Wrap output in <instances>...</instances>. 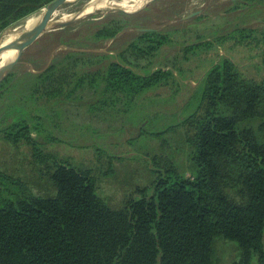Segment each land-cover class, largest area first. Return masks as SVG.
Listing matches in <instances>:
<instances>
[{
  "label": "trees",
  "instance_id": "trees-1",
  "mask_svg": "<svg viewBox=\"0 0 264 264\" xmlns=\"http://www.w3.org/2000/svg\"><path fill=\"white\" fill-rule=\"evenodd\" d=\"M53 1L0 0V34ZM260 8L264 0H235L230 11ZM112 12L118 22L99 32V41L140 16ZM135 36L120 61L93 74L85 68L108 56L73 51L55 56L47 69L31 60L35 71L45 69L38 74L19 63L0 83V141L28 146L36 163L50 168L55 188L51 196L34 195L0 170V264H217L218 240L236 247L231 264H264V79L245 77L231 59L215 63L202 77L185 118L157 133L140 128L141 137L186 130L188 177L174 165H157L152 187L115 208L100 196L91 170L44 151L64 142L56 135L55 118L62 113L49 109L51 103L72 101L85 85H97L101 103L125 98L123 113L129 114L145 92L174 79L175 72L165 68L139 74L126 58L157 55L171 43L168 28ZM257 38L264 64V31L237 27L214 41ZM214 41L185 51L211 48Z\"/></svg>",
  "mask_w": 264,
  "mask_h": 264
},
{
  "label": "rangeland",
  "instance_id": "rangeland-1",
  "mask_svg": "<svg viewBox=\"0 0 264 264\" xmlns=\"http://www.w3.org/2000/svg\"><path fill=\"white\" fill-rule=\"evenodd\" d=\"M99 1L70 0L55 13L53 21L67 20ZM148 1L142 0L141 6ZM234 1L155 0L139 13L136 21L124 24L114 37L101 41L96 35L107 27L114 29V23L118 22V15L112 12L114 8L100 9L87 19L44 33L19 61L34 74L38 73L31 71V60L44 67L52 56L54 59L57 55H69L74 51L71 49L100 50L95 54L108 56L93 59L85 68L93 74L119 60L118 56L136 37L135 25L158 31L168 28L171 35V43L153 57L127 53L126 58L135 71L142 75L160 68L175 72L174 79L145 92L134 104L131 103L129 114L123 113L127 106L125 98L114 103H108L109 99L105 100L107 103H101L102 89L97 85H85L75 93L72 101L51 103L49 109L52 107L62 113L60 119L55 118L59 125L56 135L64 142L49 144L44 151L91 170L100 196L115 208H122L129 199L139 197L140 190L152 187L157 165L161 168L174 165L182 175L190 176L191 147L185 129L181 127L175 132L160 136L147 134L145 137L139 136V131L143 128L144 131L157 133L169 124L175 125V118H185L187 114L183 111L200 80L222 59L234 61L247 78L256 81L264 79L263 46L258 38L241 43L229 39L220 45L215 42L216 37L229 34L237 27L252 28L258 33L264 31V8L230 11ZM48 7L4 30L0 34V47L8 46L2 42L10 33H25ZM195 12L200 14L187 18ZM208 40H215L211 48L193 49L190 53L185 51L189 46ZM5 52L0 55V66L12 62L11 56H6ZM97 103L95 111H91L90 105ZM0 170L20 179L28 192L34 195L51 196L55 193L49 178L50 168L36 163L26 145L14 146L0 141ZM237 255L238 251L232 244L223 240L216 242L217 264H231Z\"/></svg>",
  "mask_w": 264,
  "mask_h": 264
},
{
  "label": "water",
  "instance_id": "water-1",
  "mask_svg": "<svg viewBox=\"0 0 264 264\" xmlns=\"http://www.w3.org/2000/svg\"><path fill=\"white\" fill-rule=\"evenodd\" d=\"M69 1L70 0H54L53 2L48 4L47 5V6H49L48 9L44 13V16H43L42 20L39 22L38 26L34 30L26 33L24 35V37L22 38V40H19L13 46H5V47L1 46L0 47V55L3 52L10 50V49L17 51L16 58L12 62L7 64L5 67L0 69V83L3 80H5V78H7L11 74L12 70L20 63L19 61H20V58L23 55V53L31 45H33L44 33L48 32L52 29H56L58 27L77 23L79 21H82L84 19H87V18L93 16L96 13V12H90L86 15H82V13H79V14H76L75 16L70 17L67 20L53 21V16L55 15V13L58 10H60L63 6H65ZM154 1L155 0H149L147 2V4L141 6L140 8H138L134 11H128V10H125L123 8H120V7H113L114 9L112 11L121 12V13H125V14H132V15L139 14L146 6L152 4ZM199 14H200V12H195V13H192L191 15H189L187 18L190 19V18L195 17ZM135 31L139 32V33H147V32L158 31V29L156 30V29H150V28H145V29L136 28ZM71 50L80 51V52H87V53H99L100 52V50H92V49H86V50L71 49ZM52 60H53V56L51 57L50 62L47 64L45 69H47L49 67ZM44 70L35 71L31 67V71L35 72V73H42Z\"/></svg>",
  "mask_w": 264,
  "mask_h": 264
},
{
  "label": "bare ground",
  "instance_id": "bare-ground-1",
  "mask_svg": "<svg viewBox=\"0 0 264 264\" xmlns=\"http://www.w3.org/2000/svg\"><path fill=\"white\" fill-rule=\"evenodd\" d=\"M127 1V0H126ZM120 2V1H117V0H101L91 6H89L88 8H86L84 11H82V15H86L90 12H96L100 9H105V8H113V7H120V8H123L125 10H128V11H134L138 8L141 7V3H142V0H133V1H128V2ZM44 16V15H43ZM42 17H40L34 24L31 28H29L25 33H10L8 37H6L4 40H3V45H8V46H13L15 43H17L19 40H22V38L24 37V35L32 30H34L39 22L42 20ZM6 56L7 55H10L11 56V60L13 61L16 56H17V51L16 50H13V49H10V50H7L6 52ZM13 58V59H12ZM7 64V63H5ZM5 64L1 65V69L3 67H5Z\"/></svg>",
  "mask_w": 264,
  "mask_h": 264
}]
</instances>
